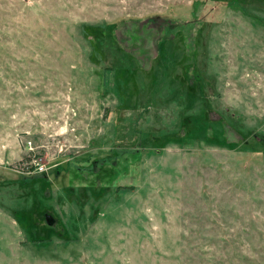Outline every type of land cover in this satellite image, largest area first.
<instances>
[{"label": "rangeland", "instance_id": "1", "mask_svg": "<svg viewBox=\"0 0 264 264\" xmlns=\"http://www.w3.org/2000/svg\"><path fill=\"white\" fill-rule=\"evenodd\" d=\"M238 254L264 264V0H0V264Z\"/></svg>", "mask_w": 264, "mask_h": 264}, {"label": "trees", "instance_id": "2", "mask_svg": "<svg viewBox=\"0 0 264 264\" xmlns=\"http://www.w3.org/2000/svg\"><path fill=\"white\" fill-rule=\"evenodd\" d=\"M101 29L102 27L99 29H95L92 25H86L84 26V30L87 32V35H90V43L93 45L94 44V41L92 38H94L96 41L100 39H102V32H101ZM97 32V33H96ZM96 35V36H95ZM161 45V44H160ZM187 91H192L191 90V87H189L187 89ZM191 96V95H190ZM197 117L200 118V122L198 124V127L196 129H192V130H189L186 134L182 135V136H179V137H176V140L177 141H186V140H190L192 138H195L196 135H199V134H203L204 133V130L206 129V123L207 122L206 120L203 121V116L202 114H198ZM196 117V118H197ZM188 122L189 124V121L188 120H185V122ZM170 140V139H168ZM207 141L211 142V143H214V144H217V145H220V146H229V147H232V144H227V143H224V141L222 139H219L218 138V135L214 133V135H212L210 138H206ZM115 152L117 154V156L121 154H125V153H132L135 151V148L133 150H127V149H123V150H120V151H117L116 149H114ZM116 155L113 156V157H117ZM108 158H110L109 156H106ZM112 160V159H111ZM109 160V161H111ZM39 176H42V175H37V177L39 178ZM22 179H27L28 177L27 176H22L21 177ZM44 177H41V180H43ZM227 263L228 264H246V263H250L252 264V262L255 261L254 258L248 256V255H241V254H238L237 256H233L232 259H226ZM260 262L262 261L261 259L259 260Z\"/></svg>", "mask_w": 264, "mask_h": 264}, {"label": "built area", "instance_id": "3", "mask_svg": "<svg viewBox=\"0 0 264 264\" xmlns=\"http://www.w3.org/2000/svg\"><path fill=\"white\" fill-rule=\"evenodd\" d=\"M38 169L40 170L41 168H40V167H38Z\"/></svg>", "mask_w": 264, "mask_h": 264}]
</instances>
